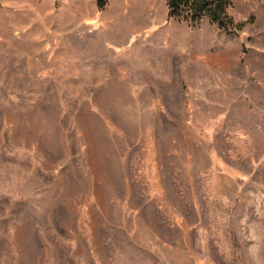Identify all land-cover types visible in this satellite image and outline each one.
<instances>
[{"label": "rangeland", "instance_id": "obj_1", "mask_svg": "<svg viewBox=\"0 0 264 264\" xmlns=\"http://www.w3.org/2000/svg\"><path fill=\"white\" fill-rule=\"evenodd\" d=\"M263 7L0 0V264H264Z\"/></svg>", "mask_w": 264, "mask_h": 264}, {"label": "trees", "instance_id": "obj_2", "mask_svg": "<svg viewBox=\"0 0 264 264\" xmlns=\"http://www.w3.org/2000/svg\"><path fill=\"white\" fill-rule=\"evenodd\" d=\"M167 19L184 21L191 26L207 19L216 25L220 31L227 34L238 31L244 23L235 24L228 15L232 0H165ZM107 5V0H96V8L101 11Z\"/></svg>", "mask_w": 264, "mask_h": 264}, {"label": "crops", "instance_id": "obj_3", "mask_svg": "<svg viewBox=\"0 0 264 264\" xmlns=\"http://www.w3.org/2000/svg\"><path fill=\"white\" fill-rule=\"evenodd\" d=\"M264 1V0H263ZM126 2V1H125ZM128 2V1H127ZM127 10H123L121 12V16L126 15V13L129 11V7L126 8ZM262 12H264V7L262 8ZM89 22V21H88ZM91 22H94V19L90 20V23L87 25H91ZM203 62H201V60L198 59V54L197 56H182L181 58H179V61H177V71L179 73H181V78L182 80H184V73L186 72V76H190V75H198V76H204L203 74H200L201 71H205L204 74H207L209 71H214L215 67L212 65L211 61L209 58L202 59Z\"/></svg>", "mask_w": 264, "mask_h": 264}]
</instances>
